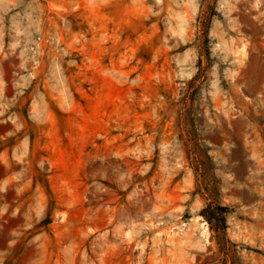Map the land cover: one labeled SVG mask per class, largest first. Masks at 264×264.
Returning a JSON list of instances; mask_svg holds the SVG:
<instances>
[{
  "label": "rangeland",
  "instance_id": "obj_1",
  "mask_svg": "<svg viewBox=\"0 0 264 264\" xmlns=\"http://www.w3.org/2000/svg\"><path fill=\"white\" fill-rule=\"evenodd\" d=\"M6 74L42 199L6 264H264V0H0Z\"/></svg>",
  "mask_w": 264,
  "mask_h": 264
},
{
  "label": "crops",
  "instance_id": "obj_2",
  "mask_svg": "<svg viewBox=\"0 0 264 264\" xmlns=\"http://www.w3.org/2000/svg\"><path fill=\"white\" fill-rule=\"evenodd\" d=\"M0 264H6L30 224L27 213L42 207L41 191L34 179L29 178L30 158L19 150L17 142L3 144L17 134L16 78L0 75ZM39 235V234H38ZM39 236L29 237L37 240ZM7 256V257H6Z\"/></svg>",
  "mask_w": 264,
  "mask_h": 264
},
{
  "label": "trees",
  "instance_id": "obj_3",
  "mask_svg": "<svg viewBox=\"0 0 264 264\" xmlns=\"http://www.w3.org/2000/svg\"><path fill=\"white\" fill-rule=\"evenodd\" d=\"M227 206L220 204L207 205L201 212L205 219L209 222L211 229L216 230L217 232H222L224 237L226 236L227 230ZM227 241V239H226Z\"/></svg>",
  "mask_w": 264,
  "mask_h": 264
}]
</instances>
